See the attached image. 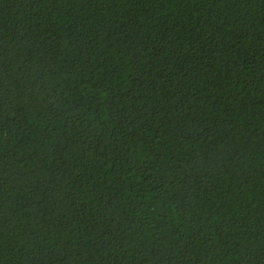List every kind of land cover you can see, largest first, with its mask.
Segmentation results:
<instances>
[{
    "label": "trees",
    "instance_id": "trees-1",
    "mask_svg": "<svg viewBox=\"0 0 264 264\" xmlns=\"http://www.w3.org/2000/svg\"><path fill=\"white\" fill-rule=\"evenodd\" d=\"M0 264H264V0H0Z\"/></svg>",
    "mask_w": 264,
    "mask_h": 264
}]
</instances>
